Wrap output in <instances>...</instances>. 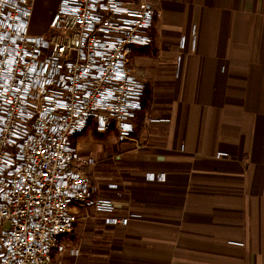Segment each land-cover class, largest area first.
<instances>
[{"label":"crops","instance_id":"0c3cea01","mask_svg":"<svg viewBox=\"0 0 264 264\" xmlns=\"http://www.w3.org/2000/svg\"><path fill=\"white\" fill-rule=\"evenodd\" d=\"M59 2L34 10L47 4L50 21ZM150 2L153 43L132 55L146 84L136 137L91 125L73 139L102 196L137 217L109 227L74 208L67 262L264 264V0Z\"/></svg>","mask_w":264,"mask_h":264},{"label":"built area","instance_id":"2783aa9c","mask_svg":"<svg viewBox=\"0 0 264 264\" xmlns=\"http://www.w3.org/2000/svg\"><path fill=\"white\" fill-rule=\"evenodd\" d=\"M35 1L0 0V264L78 257L65 242L74 208L93 210L109 227L137 217L120 216L102 196L82 171L94 160L72 141L91 125L115 129L121 143L132 139L146 94L132 55L152 45L159 14L150 0H60L47 32L35 34Z\"/></svg>","mask_w":264,"mask_h":264},{"label":"rangeland","instance_id":"374dc122","mask_svg":"<svg viewBox=\"0 0 264 264\" xmlns=\"http://www.w3.org/2000/svg\"><path fill=\"white\" fill-rule=\"evenodd\" d=\"M48 15H49V6L47 4H39L37 7H35V10L33 11L32 25H31V31L33 33H35V34H44V33L47 32V29H48V21H49L48 20ZM175 63H176V60H175ZM92 128L94 130H96V128H95L94 125H93ZM135 134H136V132L134 133L133 137H136ZM117 138H118V136H117ZM72 142H74V141H72ZM82 171H83V173L85 175H87L84 172L83 167H82ZM96 185H98V184H96ZM85 212L87 213V216L88 217H93L94 220L100 219V217H101L99 214L97 215V213H95L93 210H87ZM94 234L95 235H103L104 232L103 231H96V232H94ZM71 247H75L76 248L77 245L76 244H73ZM67 258H68V256H64L63 257L64 264H69V262H67ZM73 258H77V257H73Z\"/></svg>","mask_w":264,"mask_h":264}]
</instances>
